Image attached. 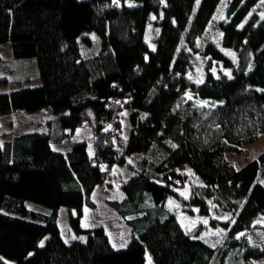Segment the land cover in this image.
Masks as SVG:
<instances>
[{
    "label": "trees",
    "instance_id": "16d2710c",
    "mask_svg": "<svg viewBox=\"0 0 264 264\" xmlns=\"http://www.w3.org/2000/svg\"><path fill=\"white\" fill-rule=\"evenodd\" d=\"M221 1L0 0V47H10L15 62L31 61L41 79L0 92V116L54 115L48 129L0 143V256L14 264H148V254L154 264L264 259V248L247 237L264 215V152L242 167L227 158L264 132V0H229L219 20L217 33L236 62L204 41ZM150 23L160 27L153 50ZM91 31L101 48L86 57L81 47L92 44ZM11 70L0 55V72ZM84 126L89 140L53 148ZM137 153L140 168L129 162ZM185 164L203 182L188 197L178 191L188 181L179 169ZM116 165L132 172L122 198L107 200L131 229L122 249L105 226H82L84 208L97 209L93 194ZM170 197L192 214L229 213L220 223L223 242L214 247L188 231L166 207ZM63 207L83 239L65 241Z\"/></svg>",
    "mask_w": 264,
    "mask_h": 264
},
{
    "label": "rangeland",
    "instance_id": "374dc122",
    "mask_svg": "<svg viewBox=\"0 0 264 264\" xmlns=\"http://www.w3.org/2000/svg\"><path fill=\"white\" fill-rule=\"evenodd\" d=\"M229 0H222L217 8L214 16L209 24V27L204 35L205 43L214 41L217 46L233 61L236 62L235 53L223 47L220 36L217 33V26L219 20L224 16L226 7ZM132 3V2H131ZM134 5V4H130ZM92 38V44H82V52L86 57L96 55L101 48L100 36L94 32L87 33ZM160 34V27L150 23L147 28L146 41L150 48L153 50L157 46L156 36ZM1 57L7 59L12 68L10 72H0V79L6 78V81H0V92H7L10 90L19 89L24 86H38L41 84L39 78L38 68L31 61L15 62L12 59V51L8 46L0 47ZM207 113H202L195 117V123L201 122ZM54 118L53 114L48 113L46 110H39L37 112H29L26 110H18L3 116H0V143L4 144L6 141H12L13 138L19 134L35 131H44L48 129V121ZM122 135L128 137L130 133V122L125 115L122 118ZM92 132L87 126L80 127L76 132L66 137L63 143H53L55 150L66 151L69 150L74 140L90 139ZM90 152L93 153V144H90ZM264 152V132L260 137L243 147L242 152H227V158L236 167H242L261 153ZM142 154L137 153L129 159V162L141 167ZM185 170L188 174V181L184 187L178 188L180 194L188 197L191 192V188L194 185L202 184V180L196 174L192 173L190 167L185 164L179 168ZM132 172L125 166L116 165L109 176L105 186H98L93 194V200L97 203V209L93 210L85 207V214L83 227L89 228L94 226H105L111 237L113 246L117 249L125 248L131 238V229L123 221H121L118 214L110 208L107 204L108 199H120L123 196L121 185L125 182ZM30 209L49 213L50 209L44 205L35 202H28ZM166 207L170 211L178 213L179 222L190 232L195 233L198 237L205 240L210 245L216 247L219 246L225 238V230L220 225L224 220H228L231 215L227 212L217 211L210 216L201 215L196 209L195 213H189L183 209L182 203L177 197H170L166 202ZM70 213L67 208L63 209L59 226L62 231L63 237L67 242L74 241L76 239H83L82 235H78L71 227L69 223ZM206 221V223H205ZM247 237L253 246L264 248V215L259 217L256 221V227L247 233ZM148 264H154L151 256L148 254ZM0 264H14L8 261L3 256H0ZM255 264H264V259L255 261Z\"/></svg>",
    "mask_w": 264,
    "mask_h": 264
},
{
    "label": "crops",
    "instance_id": "0c3cea01",
    "mask_svg": "<svg viewBox=\"0 0 264 264\" xmlns=\"http://www.w3.org/2000/svg\"><path fill=\"white\" fill-rule=\"evenodd\" d=\"M106 184V183H105ZM104 184V185H105ZM100 186H102V185H100ZM63 209H65V207H63L62 209H61V211H60V216H59V220H60V217H61V214H62V211H63ZM67 211H68V213H70V210L67 208ZM85 208H84V214H85ZM83 222H84V216H83V218H82V225H83ZM65 239V238H64ZM65 241H66V239H65Z\"/></svg>",
    "mask_w": 264,
    "mask_h": 264
},
{
    "label": "snow or ice",
    "instance_id": "6c2138e0",
    "mask_svg": "<svg viewBox=\"0 0 264 264\" xmlns=\"http://www.w3.org/2000/svg\"><path fill=\"white\" fill-rule=\"evenodd\" d=\"M205 223H206V221H205Z\"/></svg>",
    "mask_w": 264,
    "mask_h": 264
}]
</instances>
